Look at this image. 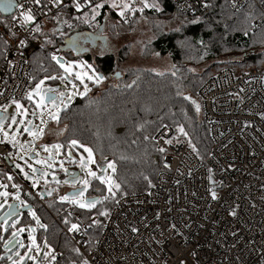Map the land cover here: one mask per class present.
<instances>
[{
  "label": "built area",
  "instance_id": "obj_1",
  "mask_svg": "<svg viewBox=\"0 0 264 264\" xmlns=\"http://www.w3.org/2000/svg\"><path fill=\"white\" fill-rule=\"evenodd\" d=\"M101 1L18 4L6 31H0L5 42L0 112L29 96L35 38L59 30L66 16L80 17ZM227 1L233 11L254 4L264 22V0ZM170 2L180 14L195 17L210 0ZM23 14H30L31 21L25 22ZM0 17L5 16L0 12ZM197 97L211 142L203 160L173 127L163 126L152 137L157 149L164 150L155 183L116 200L97 235L98 215L85 220L75 207L66 208L78 227L64 226L62 231L82 256L80 264H264V69L237 73L225 68L200 86ZM16 150L0 141V162L11 187L45 206L58 188L52 182L32 185L23 180L6 161ZM52 257L48 264H53Z\"/></svg>",
  "mask_w": 264,
  "mask_h": 264
},
{
  "label": "trees",
  "instance_id": "obj_2",
  "mask_svg": "<svg viewBox=\"0 0 264 264\" xmlns=\"http://www.w3.org/2000/svg\"><path fill=\"white\" fill-rule=\"evenodd\" d=\"M156 2L159 12L149 16L154 18L153 27L158 34L152 45L161 54L169 55L173 68L163 74L140 68L122 71L113 56H82L79 59H84L100 79L91 82L85 95L77 98L50 125L62 128L63 134L54 142L61 143L69 157H74L75 148H89L100 170L108 162L115 165V185L119 187L114 188L104 209L97 213V210L75 208L85 220L98 215L99 223L93 236L98 234L116 200L148 190L155 183L163 168L164 154L157 149L152 137L161 127H173L177 137L190 144L201 160L207 156L211 142L208 127L201 117L197 91L210 76L232 66L244 65L248 70L264 66V22L254 4L233 11L227 0H210L204 12L189 17L180 14L170 0ZM105 12L104 8L97 24L82 22V16L89 17V14L66 16L64 29L48 39L54 51L49 52L41 45L48 35L42 33L35 38L31 49L32 87L45 77L57 76L53 83L59 79V60L66 53L60 51L64 40L75 33L101 28ZM136 12V16L141 17ZM8 20L6 16L0 17V31H6ZM131 20L110 25L109 33L118 27L127 28ZM170 23L175 29L167 31ZM122 32L119 30L116 36L120 37ZM4 48L5 42L0 38V57ZM34 52L39 53L37 59L32 58ZM67 54L71 56L70 52ZM53 57L59 58L58 63ZM202 66L201 73H193V68ZM212 69L217 72L208 75ZM119 75V80L112 82V77ZM71 80L69 77L68 81ZM181 128L183 132L179 131ZM73 140L77 141L75 146L71 144ZM7 176V169L0 162V180L8 182ZM94 184L96 187L93 185L86 195L99 197L102 185ZM60 189L44 201L45 206L37 204L26 192L24 196L27 205H32L41 215L44 227L37 228V239L40 245L45 243L53 249V264H80L82 256L62 231L75 221L65 213L70 204L61 201L64 195ZM26 217L28 212L23 214L22 223L27 222Z\"/></svg>",
  "mask_w": 264,
  "mask_h": 264
},
{
  "label": "rangeland",
  "instance_id": "obj_3",
  "mask_svg": "<svg viewBox=\"0 0 264 264\" xmlns=\"http://www.w3.org/2000/svg\"><path fill=\"white\" fill-rule=\"evenodd\" d=\"M100 8L93 7L87 13L90 16H82V22L94 23L99 22V17L104 13V24L101 28H97L92 33L101 31L100 37H105L106 44H102L100 40L95 41L96 45L91 47L90 52L87 54L92 57H104L113 56L118 64V67L122 71L128 68H140L153 70L158 74H163L169 72L173 68V63L171 58L167 54H161L159 49L152 45L158 38L154 25V18H149L154 13L159 12L158 4L156 0H102ZM116 6L113 7L112 5ZM145 4L149 5L148 7ZM127 5V8L124 7ZM141 17L136 16L137 12ZM123 12V15L120 13ZM74 17V16H72ZM135 17V18H133ZM132 19V20H131ZM131 20L127 28H116L115 32H110V25H118L119 22L128 23ZM159 24V21L156 20ZM65 19L61 23V28L58 31L64 29ZM52 29V28H50ZM175 29L170 23L166 30L169 31ZM119 30L123 31L120 37H117L116 33ZM89 32V31H88ZM104 32V33H103ZM57 30H48L44 35H48L46 39L41 43L45 50L49 52L54 51L52 44L49 42V37L55 35ZM104 34V35H103ZM40 45V46H41ZM41 48V47H37ZM68 53V52H66ZM64 56L62 60L64 63L60 64V74L59 79L53 83V78L45 77L37 81L30 90L29 94H32V98L25 101H16L12 104L6 106L3 110L4 116L0 119V141L13 144L17 149L16 152L10 155L9 159L16 168V172L19 176L26 182L35 185L38 181L52 182L56 188H61V194L66 196V193L70 189L74 188L72 184L65 183L66 180L72 179L66 174L70 162L75 164L76 170L80 172L79 180L87 179L89 185L87 190L84 192L82 199H86V194L95 185V182L100 183L102 186L101 194L99 195V201H97L92 208H80L75 203L68 202L71 206L76 209L84 210H103L108 201L112 197V193L115 188V165L113 162H108L106 164L105 170L101 173V170L97 167L96 159L92 154L94 163L87 164V168L91 169L99 177L107 176L113 182L111 192L109 191V186L106 183H101L99 179H95L87 175L86 169L81 168L80 163L83 159L85 162L88 160V153L81 149H74V159H71L68 155L63 152V146L61 143L54 142L63 134L62 128L57 129L51 124L58 120L60 114L66 110V108L71 105L77 98L82 97L87 92L91 82L96 81L98 75L95 73L94 69L87 64L83 59L74 58L73 54ZM39 57L38 52H34L32 55L33 59ZM119 59H122L119 61ZM59 58H56L58 63ZM70 66V73L64 71L61 67ZM202 67L193 68V73H201L203 71ZM238 72H243L248 70L247 66H232ZM261 68L264 69V66ZM62 71V72H61ZM217 72L216 69H212L207 74L211 75ZM80 73L83 76V81L76 78V74ZM121 73V72H120ZM97 75V76H96ZM55 79L57 76H54ZM71 81H68V78ZM91 77V79H89ZM120 75L116 78L112 77V82H117ZM41 89H54V92L47 93L56 95L55 104L49 102H44V106L41 108L37 107V103L40 102L41 97L36 93V85L40 84ZM63 94V95H61ZM70 97V98H69ZM17 104L21 107L17 109ZM56 115V119L52 118V115ZM26 129H31L36 132V135H30ZM42 129V131H40ZM54 145H60L59 150L54 147ZM45 148L48 151H45ZM114 165V170L108 167V164ZM8 171V170H7ZM8 182H3L0 180V192L8 193L7 197L0 196V205H4L0 208V218L8 211L7 205L17 204L18 209L27 205L26 198L24 196L23 189H13L10 185L9 177L7 176ZM76 186L81 187L80 184ZM96 187V185H95ZM26 194H28L26 192ZM29 195V194H28ZM13 197H18V199H13ZM21 201L23 203H21ZM39 204L38 202H36ZM34 213L33 215L30 214ZM23 214H18L16 216L10 217L6 221L0 223V264H48L51 256L53 255V249L47 246L45 243L39 244L37 239V228L44 227V223L41 220V215L34 209L28 212V217L25 218L26 223H22ZM39 220V224H37ZM42 225V226H41ZM23 229V231H20ZM15 233V235H14ZM33 239H29V234ZM17 239V245L13 249H7L9 243Z\"/></svg>",
  "mask_w": 264,
  "mask_h": 264
},
{
  "label": "snow or ice",
  "instance_id": "obj_4",
  "mask_svg": "<svg viewBox=\"0 0 264 264\" xmlns=\"http://www.w3.org/2000/svg\"><path fill=\"white\" fill-rule=\"evenodd\" d=\"M57 2H59V0H57ZM75 6H76L77 10H79L80 5L79 4H76ZM102 6L103 5H101V4H97L96 5V8H100ZM112 6L115 7L116 5L113 4ZM145 6L148 7L149 5L145 4ZM15 7H16V0H0V11L10 12ZM124 7L127 8V5H124ZM120 14L123 15V12H121ZM31 19H32V16L30 14H23V20L25 22L31 21ZM21 43H23V41H21ZM53 59H56V58L53 57ZM61 67L64 68V71L65 72L70 73V66L65 67L64 65H61ZM52 78L55 79V77H52ZM76 78L77 79H80L81 81H83V76L80 73H77L76 74ZM89 79H91V77H89ZM99 79H100V77H96V81H99ZM42 84H43V81H41L40 84H37L36 85V93L35 94H37V95H39L41 97L40 102L37 103V107L38 108H41V107L44 106L45 98H47V100L49 102L53 103V104H55V99H56L53 96H47V93L54 92L55 90L54 89H47V90H43L42 91V89H41V85ZM85 90L87 91V86H85ZM61 95H63V94H61ZM31 98H32V94H29V99H31ZM184 98L185 99H189L188 97H184ZM20 107L21 106L19 104H17V109H19ZM52 118L53 119H56L57 117H56L55 114H53L52 115ZM26 131H28L30 135H33V136L36 135V132L32 131L31 129H26ZM40 131H42V129ZM179 131L180 132H183V129L181 128V129H179ZM167 142H169V141H166V143ZM71 144L73 146H75L77 144V141L73 140V141H71ZM54 147L58 151L59 148H60V145H54ZM45 151H48V149L45 148ZM84 151L88 153V160H87V162H85L83 159L81 160V163H80L81 168L86 169V172H87V175L88 176H91V177H93L95 179H99L101 181V183L108 184L109 191L111 192V189H112V186H113L112 180L110 178H108L107 176H105V177H99V176L96 175V173L94 171H92L91 169H88L87 168V164L94 163V160H93V157H92V151H91V149L85 148ZM160 151L163 152L164 150L163 149H160ZM108 167L109 168H112L114 170V165L113 164L109 163L108 164ZM65 183L72 184L74 188H75V185L76 184H80L81 187L78 188V189H75L74 192L71 195L61 197V200L62 201H68L70 203H75L80 208H89L90 209V208L94 207V205L96 203L95 201L88 202V201L82 199L83 196H84V192L87 190L88 185H89V181L87 179L79 180L78 178L73 177L70 180H66ZM115 187L118 188L119 185H115ZM212 195H213V199H215V193L214 192L212 193ZM0 196L7 197L8 196V193H6V192H0ZM13 199H18V197H13ZM21 203H23V202L21 201ZM3 207H4V205H0V208H3ZM7 208H8V212L6 213V216H12V215H17L18 214L15 211L13 205H10L9 204V205H7ZM30 214L33 215V217L35 218L34 213H31L30 212ZM101 214L102 215H106V213H101ZM37 224H39V220H37ZM77 227L78 226L75 225V224L72 225V229H76ZM20 231H23V229H21ZM134 231H135V229H134ZM14 235H15V233H14ZM29 239H33L32 236H31V233L29 234ZM85 264H86V262H85Z\"/></svg>",
  "mask_w": 264,
  "mask_h": 264
},
{
  "label": "water",
  "instance_id": "obj_5",
  "mask_svg": "<svg viewBox=\"0 0 264 264\" xmlns=\"http://www.w3.org/2000/svg\"><path fill=\"white\" fill-rule=\"evenodd\" d=\"M22 1H25V0H16V7L18 6V4ZM26 1H29V0H26ZM15 8H13L10 12H3V11H0L2 15L6 16V17H10L13 15L14 11H15ZM101 31H97L95 33H92V32H88V31H84V32H79V33H75L73 35H71L70 37L66 38L63 42V44L60 46V51L61 52H71L73 54V57L74 58H78L80 57L82 54H80L79 52H75V47H78L77 44H78V39L80 37H84V36H90L92 38H98L100 37V34ZM104 40H105V37H102ZM59 63H64V61L62 59L59 60ZM48 96H53L56 98V95L54 94H49ZM46 102L49 103V101L46 99ZM200 106V105H199ZM4 116L3 112H0V119ZM71 159H74L73 156H71ZM7 163L10 165L11 168H13L15 171H16V168L14 167V165L12 164V162L10 161V159H7L6 160ZM105 170V167H102V170H101V173ZM66 174L69 175L71 178L75 177V178H78L80 176V172L78 170H72V169H69L66 171ZM80 187H77V188H72L70 189V191H68L66 193V196H69L71 195L75 189H78ZM99 197L98 196H95V197H87L85 200L88 201V202H97L99 201ZM14 206V209L15 211L18 213V214H24V213H27L29 212L30 210L33 209V206L32 205H26V206H23L22 208L18 209L17 207V204L16 203H13L12 204ZM8 212V211H7ZM6 212V213H7ZM6 213L0 218V223L6 221L7 219H9L10 217H13V216H16V215H12V216H6ZM17 214V215H18ZM17 245V239H13L9 245L7 246V249H13L15 248Z\"/></svg>",
  "mask_w": 264,
  "mask_h": 264
},
{
  "label": "flooded vegetation",
  "instance_id": "obj_6",
  "mask_svg": "<svg viewBox=\"0 0 264 264\" xmlns=\"http://www.w3.org/2000/svg\"><path fill=\"white\" fill-rule=\"evenodd\" d=\"M59 28H61V27H59ZM97 40H100V42L102 44H106L105 43L106 40H104L102 37H98L96 39L92 38L90 36L80 37L78 39V44H77L78 47H75V52H79L80 54H82L81 56L88 55L87 53L90 52L91 47L96 45L95 41H97ZM69 164H70V166L68 167V170L69 169L76 170L75 164H73L72 162H70ZM77 187H79V186H76L75 188H77ZM87 197H94V196H87L86 195V198Z\"/></svg>",
  "mask_w": 264,
  "mask_h": 264
},
{
  "label": "crops",
  "instance_id": "obj_7",
  "mask_svg": "<svg viewBox=\"0 0 264 264\" xmlns=\"http://www.w3.org/2000/svg\"><path fill=\"white\" fill-rule=\"evenodd\" d=\"M36 40V39H35ZM35 45V41L33 42V44H32V46H31V49H32V47ZM80 57H82V56H80Z\"/></svg>",
  "mask_w": 264,
  "mask_h": 264
},
{
  "label": "bare ground",
  "instance_id": "obj_8",
  "mask_svg": "<svg viewBox=\"0 0 264 264\" xmlns=\"http://www.w3.org/2000/svg\"><path fill=\"white\" fill-rule=\"evenodd\" d=\"M104 33V32H103ZM104 35V34H103ZM22 190V189H21ZM24 191V190H23Z\"/></svg>",
  "mask_w": 264,
  "mask_h": 264
}]
</instances>
